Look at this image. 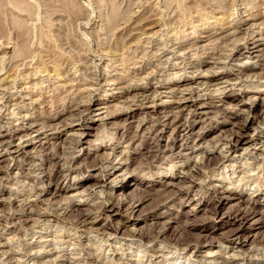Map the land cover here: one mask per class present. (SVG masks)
<instances>
[{
	"label": "rangeland",
	"instance_id": "rangeland-1",
	"mask_svg": "<svg viewBox=\"0 0 264 264\" xmlns=\"http://www.w3.org/2000/svg\"><path fill=\"white\" fill-rule=\"evenodd\" d=\"M263 16L264 0H0V264H264Z\"/></svg>",
	"mask_w": 264,
	"mask_h": 264
},
{
	"label": "bare ground",
	"instance_id": "bare-ground-1",
	"mask_svg": "<svg viewBox=\"0 0 264 264\" xmlns=\"http://www.w3.org/2000/svg\"><path fill=\"white\" fill-rule=\"evenodd\" d=\"M170 3V2H169ZM172 3H170V5H171ZM204 4V3H203ZM169 7V6H168ZM196 10V9H195ZM63 11V10H62ZM69 12V11H68ZM73 12V11H72ZM147 12V11H146ZM54 13V12H53ZM70 13V12H69ZM71 14V13H70ZM77 14V13H76ZM75 14V12H73L72 14H71V17H73V18H75L76 20H80V19H82V18H84V17H82L81 15L82 14H80V16H79V14L78 15H76ZM116 14V13H115ZM146 14V13H145ZM145 14H143V15H141V16H144ZM17 15V14H16ZM19 15V14H18ZM261 16H262V14H261ZM121 17H122V15H114V16H112V18H110V25L113 27V28H117L118 26H119V24L120 23H118V21L121 19ZM135 17V16H134ZM258 17H260L258 14H256L255 13V15H252V16H250V18H252V19H255V18H258ZM264 17V16H263ZM18 18V17H17ZM23 18H25V17H23ZM21 19L22 21L24 20V19ZM126 18V17H125ZM142 18V17H141ZM149 18V15H147L146 17H143L142 18V22H146L147 21V19ZM127 19V18H126ZM125 19V20H126ZM128 20V19H127ZM21 21V22H22ZM75 21V20H74ZM122 21V20H121ZM238 21V22H237ZM236 21V23L235 24H240V26L241 25H243L244 24V21L242 20V19H240V20H237ZM24 22V21H23ZM126 22H128V21H126ZM126 22H125V24H126ZM140 22V21H139ZM142 22H140V23H142ZM143 24V23H142ZM127 25V24H126ZM141 25V24H140ZM144 25V24H143ZM146 25V24H145ZM228 26V25H227ZM0 27H2V26H0ZM137 28H139V25H137V26H133V27H131V31H130V33H129V37H127V39H126V44L128 43V41L127 40H131L132 39V37L135 35V34H138V32H135L136 30H137ZM140 28H141V26H140ZM207 28H209V26L207 27ZM219 28V27H218ZM118 29H120V28H117L116 29V31L118 30ZM21 31V29L17 26V28L15 29V31ZM114 30V29H113ZM121 30V29H120ZM23 31V30H22ZM214 31V30H213ZM19 34H20V32H19ZM199 36V35H198ZM204 36V35H203ZM195 39V38H194ZM198 40L200 39L199 37L197 38ZM196 39V40H197ZM253 39L254 38H252V41H253ZM67 41V40H66ZM122 41H123V39H122ZM195 41V40H194ZM69 42V41H68ZM130 42V41H129ZM125 43H123V44H125ZM181 43V42H180ZM185 43V42H184ZM182 44V43H181ZM180 44V45H181ZM252 44H254V43H252ZM255 47H256V45H255ZM250 48H252V47H250ZM1 49V48H0ZM1 52V51H0ZM30 52V51H29ZM31 54V53H30ZM18 55V54H17ZM19 55H21V56H19ZM18 56L20 57L19 59H21L22 60V58H24L25 56L27 57V53L25 52L24 54H19ZM28 56H29V54H28ZM17 57V56H16ZM25 57V58H26ZM18 58V57H17ZM16 58V60H18ZM24 58V59H25ZM30 60H31V58H30ZM33 60V59H32ZM31 60V61H32ZM45 60V59H44ZM20 62H23V61H19L18 63H20ZM17 63V62H16ZM30 63V62H29ZM21 64V63H20ZM19 64V65H20ZM24 64H25V62L23 63V66H24ZM28 66V65H27ZM255 66V65H254ZM18 68V67H17ZM20 72V71H19ZM229 73V74H228ZM228 73H223V72H219V73H213V77H215V79H222L223 77H225V76H229L230 75V73H233V72H228ZM200 74V73H199ZM233 75H235V77H240V75H242V71L241 70H237V72L235 73L234 72V74ZM192 78V77H191ZM122 81V80H121ZM192 81H195V79H192ZM182 82H184V80L182 81ZM188 82V81H187ZM190 82V81H189ZM226 82H227V80H226ZM149 83V82H148ZM147 83V84H148ZM182 84H184V83H182ZM178 85V84H177ZM130 86V85H129ZM164 86V85H163ZM189 87H191V86H189ZM188 87V88H189ZM127 88V87H126ZM131 88H132V90L131 91H133V92H131V93H129V92H127V91H129V89L127 88L126 89V92H123L124 93V95H122L121 97H126V98H128L129 97V99L128 100H132V102L134 101V99H132L133 97H135V98H137L136 96H140V98H142V99H144V100H146L147 99V94H145V93H147L149 90H150V87H149V85L148 86H146V85H140V86H131ZM162 88H164V87H162ZM177 88V87H176ZM188 88H186L185 86H184V89L186 90H189ZM154 89V88H153ZM162 90V89H161ZM161 90H156L155 89V91H153V92H158L159 93V95L163 92V91H161ZM180 90H181V88H180ZM179 90V91H180ZM175 91V90H174ZM177 91V90H176ZM157 93V94H158ZM190 93V92H189ZM126 95V96H125ZM150 95V94H149ZM182 96V95H181ZM180 96V97H181ZM89 97V96H88ZM121 97H119V98H121ZM130 97H131V99H130ZM182 97H184V95L182 96ZM179 98V97H178ZM190 99V98H189ZM127 100V99H126ZM135 100H137V99H135ZM179 100V99H178ZM184 100H188L187 98H183V101ZM89 101H91V100H89ZM180 101V100H179ZM179 101H177V103H179ZM181 102V101H180ZM139 103V102H138ZM130 104V103H129ZM134 104V103H133ZM137 104V103H136ZM74 106H72L73 108H71V109H73V111H72V116H73V119H75L76 121H78V120H80V119H82V115L84 114V112L86 111H89L90 109H91V106H90V104H89V102H84V104H83V102H76V103H74L73 104ZM129 106V105H128ZM70 109V110H71ZM170 111V110H169ZM204 113H206V112H203L202 114H204ZM71 114V113H70ZM69 116V115H68ZM71 116V117H72ZM164 117L165 118H170V117H173V118H177L178 117V115H173V113L172 112H169V113H166L165 115H164ZM73 119H71L72 121H73ZM225 120H223V122H224ZM82 123V122H81ZM216 123V122H215ZM184 124H182V125H180V127H182ZM81 126H83V124L81 125ZM185 126V125H184ZM85 127H86V125H85ZM25 134V133H24ZM234 134V133H233ZM25 136V135H24ZM235 136H237L238 138H237V141H241L242 140V134L240 133V132H237V133H235ZM229 138V139H228ZM173 141H176V137H174L173 136V139H172ZM222 140H224V143H222V145L224 144L226 147L227 146H229V144H230V146H232V140H231V137H229L228 135L227 136H225V137H223V139ZM220 141V140H219ZM77 142H79V139H78V141ZM218 143V142H217ZM60 147V150L62 151V152H64L65 151V146H59ZM226 147H225V149H226ZM150 147H146V148H144V149H146L147 151H149L150 149H149ZM229 150V149H228ZM66 152V151H65ZM181 153H177L176 155H180ZM55 155V154H54ZM56 155H58V154H56ZM65 157V156H64ZM60 159L61 158H63V156L62 157H59ZM65 159V158H64ZM131 159V158H130ZM212 159H211V157L210 156H208V155H206L205 156V162L203 163L204 165H202L203 166V168H206V169H208V168H211L212 167V165H214V164H216L217 162H214V161H211ZM221 160V159H220ZM71 161V160H70ZM218 161V160H217ZM68 162H69V160H68ZM96 164V163H95ZM97 165V164H96ZM70 166V165H69ZM68 166V167H69ZM108 166H109V164H107V165H105V163L103 164H101L98 168H99V170H100V172H99V174H98V177H97V179L98 180H104L105 181V179H106V177H107V175H108ZM92 167H95V166H92ZM202 168V169H203ZM64 170V168L62 169V165L60 166V164L58 165H55V168L52 170V175L54 176H56V175H58V174H61V172ZM200 171V170H199ZM65 174V173H64ZM190 174V173H189ZM63 176H65V175H63ZM135 177H137L138 176V173H136L135 175H134ZM51 178V177H50ZM114 180H116V179H114ZM139 185V184H138ZM137 184H136V190L137 189H140V186H138ZM168 185H175L174 183H171V182H168L167 183V186ZM179 190V189H178ZM180 191V193H183V191L182 190H179ZM218 191H220V189H219V187H217V186H215V185H213V188H212V191H211V193L213 192V193H216V192H218ZM162 192H165L164 190H162ZM161 194V193H160ZM187 194V193H186ZM220 195V194H219ZM251 195V194H250ZM166 196H167V194H166ZM170 196V195H169ZM168 196V197H169ZM216 196V195H215ZM165 197V196H164ZM217 197V196H216ZM219 197V196H218ZM217 197V198H218ZM224 198V197H223ZM165 200H166V198H165ZM66 202V201H65ZM72 200L71 199H69L68 201H67V207H70L69 209H71L72 208ZM119 203H122V201H120V199H119ZM72 211V210H71ZM82 213V212H81ZM80 213V214H81ZM38 214V213H37ZM89 214V213H88ZM88 214L86 215V213L85 214H82V215H80L79 216V214H78V218H79V220H81V222L83 223H85L86 221H87V216H88ZM41 214H39V216H40ZM42 215H44V214H42ZM52 216H54V214L52 215ZM58 215L57 214H55V216L54 217H57ZM235 216L237 217L238 215L237 214H235ZM47 217V216H46ZM235 217V218H236ZM59 218V217H58ZM6 219V218H5ZM9 219V218H8ZM111 228H114L113 227V225H109ZM158 235H159V233H157ZM158 235H157V237H158ZM242 259H244V257L242 258ZM96 260V259H95ZM243 261V260H242Z\"/></svg>",
	"mask_w": 264,
	"mask_h": 264
}]
</instances>
